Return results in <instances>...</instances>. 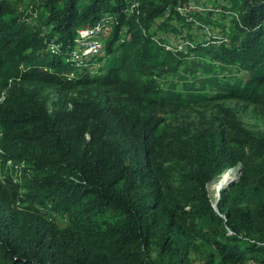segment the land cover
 I'll return each mask as SVG.
<instances>
[{"label":"trees","instance_id":"obj_1","mask_svg":"<svg viewBox=\"0 0 264 264\" xmlns=\"http://www.w3.org/2000/svg\"><path fill=\"white\" fill-rule=\"evenodd\" d=\"M131 1L32 0L28 11L0 0L3 159L32 168L23 198L0 178V264H264V135L220 103L218 123L175 124L205 99L264 112V0H224L219 37L177 52L151 23L168 12L158 27L181 33L214 12ZM103 16L114 32L91 73L67 56L77 30ZM236 164L215 209L207 183Z\"/></svg>","mask_w":264,"mask_h":264},{"label":"built area","instance_id":"obj_2","mask_svg":"<svg viewBox=\"0 0 264 264\" xmlns=\"http://www.w3.org/2000/svg\"><path fill=\"white\" fill-rule=\"evenodd\" d=\"M138 4L139 0H132L130 2L131 9L136 8ZM174 9L181 14L208 9L214 10L215 15L217 11H219L220 7L213 5V3L206 4L205 0H185L182 3H177ZM168 14V12H165L164 15L158 17L156 21L151 23L148 30L152 32L151 36L155 41L166 49H169L172 52H177L182 50L186 44H191L192 41L190 39L181 38L180 42L176 44L172 43L169 37L172 36L173 31L161 29L157 25V22L163 19V17H166ZM114 26V17L103 16L92 25L87 24L80 27L74 35L73 44L69 49L67 60H69L76 67H84L91 73L98 72L100 66L102 65V60L108 57L107 44L113 35ZM167 31H169V34H166ZM124 37L125 35L123 34V31H121L119 36L115 39L116 43L124 41ZM202 37L209 42L212 41L213 38L219 37V35L212 33L210 27L204 25L202 28ZM48 48L51 52H56L58 43L51 39L48 41ZM70 75H73V73H70ZM9 81H11V79H9ZM2 97L3 94L0 99H2ZM1 135L2 129L0 126V136ZM4 153L5 151L0 141V178L3 180L7 175L12 176V171L16 174L17 168L25 165L23 162H13L10 158L4 160Z\"/></svg>","mask_w":264,"mask_h":264},{"label":"rangeland","instance_id":"obj_3","mask_svg":"<svg viewBox=\"0 0 264 264\" xmlns=\"http://www.w3.org/2000/svg\"><path fill=\"white\" fill-rule=\"evenodd\" d=\"M14 1L17 2L18 8L21 10L29 11V9H31L32 0H14ZM205 3L206 4L213 3V5L222 7L224 0H205ZM223 10L224 9L222 7V11ZM222 11L220 12L219 15L217 13H216L217 15L216 14L214 15L213 13L214 10H212V13L214 15V17L213 15L210 16V18L212 17V20L209 19L208 15L205 13L194 14V19L196 21L194 24H192V27H188L187 25H182V29H181L182 32L181 33L172 32V36L169 38L174 44L180 42L181 38H184V39L190 38L193 41L200 40L202 39V28L204 27V24L210 27V30L212 31V33L219 35L221 33L220 29L223 23L225 24L226 21L230 20L229 10L226 11L227 15H222L221 14ZM166 34H169V31H167ZM185 34L187 35L190 34V35L186 36ZM105 60L106 59L102 60V64L105 62ZM48 93L50 94L51 90H48ZM72 94L79 95V91L75 89L72 91ZM218 103H220L223 106L231 108L233 112L235 113L236 117L241 122V124L245 126L246 128H248L249 130H251L253 133L264 135V112L260 111L259 106L253 103L244 101V100L237 99V98H224V99H217V100L216 99H205L200 102H195L189 106L182 107L176 115L177 121L175 122V124L181 122L182 124L186 125L190 131H194L196 126L200 123L202 116H204L207 119L214 118L216 119L215 123H218L222 115V113L219 111V106L217 105ZM238 165L240 164H236L235 166H238ZM21 167L17 168L16 174H14V171H12V176H9V178L11 179V182L3 180V182H7L6 185L9 188H13V187L16 188L17 190L16 195L18 198L20 195H21L20 198L24 197L25 189L23 186V180L25 179V177L31 175L32 173V168L29 167L26 163L24 166H21ZM24 171H25V174L22 175ZM232 171L233 170L225 171V173L228 172V176H229L233 173ZM234 171L236 172V169H234ZM217 177L218 176H216L215 178H213L207 183L208 194L212 201L215 200L217 195H216V191H214L210 187V185L213 181L218 179ZM226 179H228V177H225V180ZM116 264H123V263L117 262Z\"/></svg>","mask_w":264,"mask_h":264},{"label":"water","instance_id":"obj_4","mask_svg":"<svg viewBox=\"0 0 264 264\" xmlns=\"http://www.w3.org/2000/svg\"><path fill=\"white\" fill-rule=\"evenodd\" d=\"M232 168H235L236 169V172H235V175L233 176V177H231L230 179H227V180H221V178H222V174H223V172H221L219 175H218V179L220 180V182H219V186H218V188H217V190H216V198H215V200L214 201H212V206L215 208V209H217V201H218V198H219V193H220V190L221 189H223L224 187H227L230 183H232V182H234V181H236L238 178H239V176H240V173H241V166L240 165H238V166H232V167H229L228 169H232ZM227 169V170H228Z\"/></svg>","mask_w":264,"mask_h":264},{"label":"bare ground","instance_id":"obj_5","mask_svg":"<svg viewBox=\"0 0 264 264\" xmlns=\"http://www.w3.org/2000/svg\"><path fill=\"white\" fill-rule=\"evenodd\" d=\"M235 168H232V169H228V170H226V171H231V170H234ZM224 173H225V171L223 172V174H222V178H221V180H223V179H225V177H224ZM228 179H230V178H228ZM227 180V179H226ZM214 182V181H213Z\"/></svg>","mask_w":264,"mask_h":264}]
</instances>
